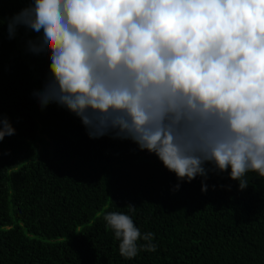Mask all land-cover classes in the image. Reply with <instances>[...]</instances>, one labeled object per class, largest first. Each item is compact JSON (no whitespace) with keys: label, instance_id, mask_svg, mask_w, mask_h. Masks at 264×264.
<instances>
[{"label":"clouds","instance_id":"9594fccd","mask_svg":"<svg viewBox=\"0 0 264 264\" xmlns=\"http://www.w3.org/2000/svg\"><path fill=\"white\" fill-rule=\"evenodd\" d=\"M19 26L50 53L39 104L66 107L90 138L131 140L179 181L206 180L208 164L240 189L264 177V0H29ZM14 133L0 117V141ZM104 219L122 256L156 250L130 215Z\"/></svg>","mask_w":264,"mask_h":264},{"label":"trees","instance_id":"16d2710c","mask_svg":"<svg viewBox=\"0 0 264 264\" xmlns=\"http://www.w3.org/2000/svg\"><path fill=\"white\" fill-rule=\"evenodd\" d=\"M28 4L0 0V117L15 129L0 141V264H264V177L240 189L208 164L206 180L179 181L133 141L90 138L66 107H41L50 53L30 50V29L9 31ZM109 212L153 233L156 250L122 256Z\"/></svg>","mask_w":264,"mask_h":264}]
</instances>
